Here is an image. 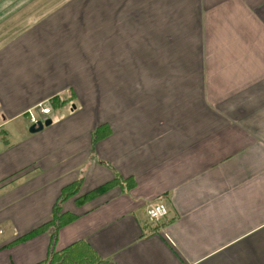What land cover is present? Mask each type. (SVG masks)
<instances>
[{
	"label": "crops",
	"instance_id": "0c3cea01",
	"mask_svg": "<svg viewBox=\"0 0 264 264\" xmlns=\"http://www.w3.org/2000/svg\"><path fill=\"white\" fill-rule=\"evenodd\" d=\"M47 17L0 47V264L76 243L96 264H264V0H71ZM158 34L196 51L136 71ZM67 92L100 109L25 134L17 120ZM55 205L74 219L54 231Z\"/></svg>",
	"mask_w": 264,
	"mask_h": 264
},
{
	"label": "rangeland",
	"instance_id": "374dc122",
	"mask_svg": "<svg viewBox=\"0 0 264 264\" xmlns=\"http://www.w3.org/2000/svg\"><path fill=\"white\" fill-rule=\"evenodd\" d=\"M71 0H0V47L5 42L20 36L28 26L38 24L40 21L44 20V18H48L47 16L53 14L56 10L63 8L66 4L70 3ZM12 9V10H11ZM45 18V19H46ZM158 40L152 39L153 44L155 43L157 47L152 50H146L147 52H142V64H137L136 71L138 72H178L180 69L181 57L187 55V53H194L196 51L195 48L186 49H175L177 46V42L179 39H176L173 34H158ZM171 40V41H170ZM96 48H92L90 53L94 50L98 52H102L101 42L94 44ZM102 57V54H101ZM100 58L92 59L88 58L89 61H94L93 65H97ZM156 60L157 63L150 64V60ZM179 59V60H178ZM178 60V61H176ZM133 59H128V50H127V61L129 62L125 65V70L127 74L134 72V65L132 64ZM150 62V63H147ZM177 62V63H175ZM112 67V66H111ZM112 72V70H111ZM113 78V76H110ZM98 79L100 77H97ZM95 81V79L93 80ZM115 81L110 80V87H117ZM101 84V83H97ZM94 87V86H93ZM98 90V89H96ZM67 94L61 95L59 98L60 103L56 105V107L52 108L51 101L45 102V104L51 107V114L48 118L53 119L56 118L55 114L57 112H61L63 115L68 114L71 111V104L79 107L81 100L86 104H93L96 108V98L98 100V105L100 109L101 98L100 97H90L89 95H83L80 98L75 97L72 93L67 92ZM94 101V102H93ZM75 106V107H76ZM27 116V115H26ZM28 116L18 119L17 122L19 124L24 125L25 131H28L30 125L28 121ZM29 135V132L25 133ZM32 135V134H30Z\"/></svg>",
	"mask_w": 264,
	"mask_h": 264
},
{
	"label": "trees",
	"instance_id": "16d2710c",
	"mask_svg": "<svg viewBox=\"0 0 264 264\" xmlns=\"http://www.w3.org/2000/svg\"><path fill=\"white\" fill-rule=\"evenodd\" d=\"M51 100L52 101H51L50 106H52V108L56 107V105L60 103V100L57 97ZM107 134H108L107 131L102 130L100 127L95 131L93 135V141L96 142L102 137L106 136ZM116 182L117 180H114L113 182L99 188L98 190L92 192L91 194L84 196L83 198L85 199L82 201V198H81L79 202H84L97 194L105 192L111 186L116 185ZM131 186H132V182L129 181L128 187H131ZM72 190H73L72 188L63 190L59 200L63 202L64 200L69 198V196L73 195V192H71ZM58 212H59V207L55 205L53 209V213L55 215L53 216L52 223H51L52 226L54 225V231L60 228L62 225L69 223L70 221L74 219L73 216L67 215V214L58 216L59 215ZM46 226H48V224L40 227L39 229L33 231L32 233H38L39 230L46 229L45 228ZM54 236H55V232H53V238ZM22 239H24V237L20 238L14 243H18ZM96 263H98V258L93 254V252L89 249V247L83 243H76L58 253H51L47 261L41 264H96Z\"/></svg>",
	"mask_w": 264,
	"mask_h": 264
},
{
	"label": "built area",
	"instance_id": "2783aa9c",
	"mask_svg": "<svg viewBox=\"0 0 264 264\" xmlns=\"http://www.w3.org/2000/svg\"><path fill=\"white\" fill-rule=\"evenodd\" d=\"M35 114L27 112L29 123L35 125L39 121L46 120L51 114V108L46 104H40L35 108ZM166 215V209L162 205H156L147 210L149 222L158 224Z\"/></svg>",
	"mask_w": 264,
	"mask_h": 264
},
{
	"label": "water",
	"instance_id": "95a60500",
	"mask_svg": "<svg viewBox=\"0 0 264 264\" xmlns=\"http://www.w3.org/2000/svg\"><path fill=\"white\" fill-rule=\"evenodd\" d=\"M52 123V119L48 118L44 121H39L35 125H31L28 129L29 134H36L42 131L43 128L49 127Z\"/></svg>",
	"mask_w": 264,
	"mask_h": 264
}]
</instances>
